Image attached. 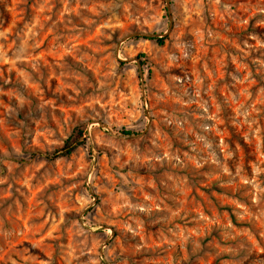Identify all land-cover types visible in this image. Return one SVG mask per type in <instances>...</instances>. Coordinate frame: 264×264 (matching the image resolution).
I'll use <instances>...</instances> for the list:
<instances>
[{
    "label": "rangeland",
    "instance_id": "374dc122",
    "mask_svg": "<svg viewBox=\"0 0 264 264\" xmlns=\"http://www.w3.org/2000/svg\"><path fill=\"white\" fill-rule=\"evenodd\" d=\"M0 264H264V0H0Z\"/></svg>",
    "mask_w": 264,
    "mask_h": 264
},
{
    "label": "trees",
    "instance_id": "16d2710c",
    "mask_svg": "<svg viewBox=\"0 0 264 264\" xmlns=\"http://www.w3.org/2000/svg\"><path fill=\"white\" fill-rule=\"evenodd\" d=\"M153 39L160 45L165 43V37H153ZM85 124H80L72 131V133L65 139L64 144L58 150H55L49 156L60 157L71 155L78 147L86 143L85 134ZM124 134H135L132 130L123 129Z\"/></svg>",
    "mask_w": 264,
    "mask_h": 264
}]
</instances>
